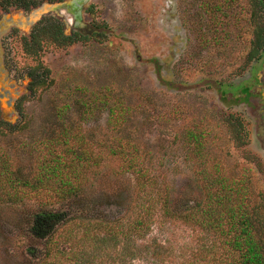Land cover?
Returning a JSON list of instances; mask_svg holds the SVG:
<instances>
[{"label":"rangeland","instance_id":"1","mask_svg":"<svg viewBox=\"0 0 264 264\" xmlns=\"http://www.w3.org/2000/svg\"><path fill=\"white\" fill-rule=\"evenodd\" d=\"M216 3L220 11L211 19L205 12ZM251 4L253 0H44L31 8L0 11V111L5 122L0 124V146L17 173L33 178L40 172L37 164L52 168L65 162L64 174L73 177V148L82 147L73 145V133L85 137L99 163L83 171L76 198L63 202L55 188H44L22 191L20 202L0 205V264H204L215 238L161 214L144 239L94 237L73 225V216L134 217L130 210L138 198L137 174L126 172L124 161L109 153L123 139L144 149L145 165L169 186L178 210L204 203L201 171L229 182L239 195L237 184H243L242 194L249 197L264 236V52L250 58L255 40ZM261 15L264 24V10ZM53 21L74 40L27 44L35 27L47 28ZM119 102L126 117L117 123L111 108ZM70 128L68 148L57 134ZM201 130L204 154L193 152L188 135ZM49 141H55L53 149L46 146ZM41 212L69 220L59 227L56 219L52 222L58 227L55 259L47 257L51 241L31 232L33 216Z\"/></svg>","mask_w":264,"mask_h":264},{"label":"trees","instance_id":"2","mask_svg":"<svg viewBox=\"0 0 264 264\" xmlns=\"http://www.w3.org/2000/svg\"><path fill=\"white\" fill-rule=\"evenodd\" d=\"M42 1L44 0H0V11L9 10L12 7L27 9ZM204 5L210 8L208 1H205ZM251 7L250 16L255 27V40L250 58H256L260 56L262 51L264 52V24L260 23L261 13L264 10V0H253ZM218 11L220 10L218 3H216L214 9H210L205 13L213 19ZM42 25L35 27L31 34V41L26 39L28 45H40L46 39L58 40L63 43L74 40L73 34L66 33L65 27L57 21H53L47 28L42 27ZM30 77L32 91L34 78ZM82 104L87 109H91V104L85 102ZM123 108L121 102L115 104L111 108V119L117 123L120 119H125L126 111ZM1 123L5 122L1 119L0 111ZM119 127L115 124L114 128ZM243 129L245 130L244 127ZM243 129L241 128V130ZM69 134H71V128L57 134L58 139L63 141V144L68 148H70L69 140H71ZM188 135L193 143V152L204 154L205 143L202 130L200 132L190 131ZM74 143L82 147L73 148V177H66L64 174V170L68 168L65 162H56L52 168L48 166V163L42 162L39 165L37 164L40 172L35 177H21L17 173L8 151L0 146V205L20 202L22 199L21 193L25 190L37 192L44 188H55L57 196L63 202L69 198L80 196L82 186L79 179L83 171L87 173L89 168L96 169L99 163L98 161L94 162V153L85 146L84 136H76L73 133V145ZM53 144H55V141L54 143L49 141L46 146L53 149ZM121 144L122 146L109 148V153L111 156H118L124 161L126 172L137 174L138 198L135 207L130 210V213H134V217L128 219L125 216L123 219L118 218L109 221L73 216V221L76 222L73 225L83 227L85 234L94 237L105 236L125 240L144 239L151 231L156 215L161 214L164 220L195 225L215 238L206 257L202 260L204 264H264L263 230L254 218L253 208L249 204V197L242 194L246 193L244 188H240V186H244L243 184L235 183V185H239L238 190L241 193L239 195L229 182L207 175V170L203 173L201 171L200 181L206 193L204 203H197L189 210H178L173 206L169 186L166 183H160L158 178L152 175L147 165H145L144 149L129 139H123ZM53 156L59 158L56 153H53ZM61 165H64L62 169ZM59 215L41 212L34 215L32 219L30 228L34 236L51 241L52 246L49 245L47 251L48 259L53 257L55 259L54 253H52L53 244L55 243V231L59 226L65 225L69 221L60 219ZM54 219H56L57 224L55 226H58L57 228L52 223ZM45 259H42V262ZM46 261L52 262L50 260ZM76 263H79L78 259ZM52 264H56V262H52Z\"/></svg>","mask_w":264,"mask_h":264}]
</instances>
